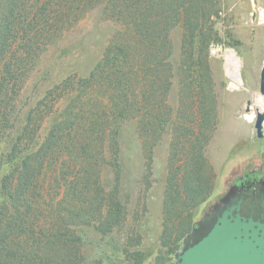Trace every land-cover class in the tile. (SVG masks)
<instances>
[{
  "label": "trees",
  "instance_id": "trees-1",
  "mask_svg": "<svg viewBox=\"0 0 264 264\" xmlns=\"http://www.w3.org/2000/svg\"><path fill=\"white\" fill-rule=\"evenodd\" d=\"M0 1V132L10 124L11 104L22 82L50 46L96 8H101L104 19L120 26L88 76L68 77L38 104L43 108L42 118L53 109L54 100L69 98L37 149L2 180L7 203L0 206V264H86L70 228L89 225L105 237L125 220L116 197L119 133L126 122H137L144 148L149 149L145 167V178H149L152 149L171 116L166 106L175 76L170 62L171 33L183 26L182 58L176 72L183 103L173 123L163 201L160 243L166 250L157 261L165 264L190 232L195 210L208 199L214 185L215 175L206 157L216 129L209 60L212 39L211 31L202 27L209 17L202 3L209 5L214 0ZM18 142L21 145L22 138ZM19 143L8 162L23 150ZM182 152H186L183 162ZM64 153L67 160L59 162ZM105 163L112 168L116 182L108 198L100 196ZM54 167L59 168L57 178L50 175ZM54 183L72 194L61 199L69 208L60 202L50 206ZM41 203L45 212L51 211L49 217L37 212ZM93 264H101V260Z\"/></svg>",
  "mask_w": 264,
  "mask_h": 264
},
{
  "label": "rangeland",
  "instance_id": "rangeland-1",
  "mask_svg": "<svg viewBox=\"0 0 264 264\" xmlns=\"http://www.w3.org/2000/svg\"><path fill=\"white\" fill-rule=\"evenodd\" d=\"M203 6L209 16L202 27L211 31L209 60L216 95V129L206 147V157L215 175L214 185L208 199L195 210L190 232L181 240L177 252L166 257L165 264H175L183 242L215 214L221 203L233 196L240 183L251 181L264 171V123L262 138H257L254 129L256 112L264 114V95L259 93V76L264 63V0H214L209 5L202 3ZM119 28L118 24L103 18L101 8H96L57 44L50 46L29 71L12 101L10 124L0 132V206L7 203L1 192L3 178L14 173L21 160L37 149L52 125L60 119L69 98L60 96L54 100L53 109L44 114L46 117L42 114V118L40 110L43 108H38V104L68 77L88 76ZM184 32L180 25L171 33L170 62L175 76L166 98L171 116L152 149L151 176L145 178L149 149L144 148L137 122L130 120L118 137L120 174L116 197L121 202L122 219L125 220L116 224L114 231L105 237L89 225L70 228L86 264H93L98 259L101 264H157L158 257L164 255L166 249L160 243L162 211L173 123L177 121L183 103L176 72L182 58ZM247 107L249 112L245 111ZM19 137L22 138L21 145ZM17 143L20 151L23 150L17 153L13 162H8L7 157ZM185 155L186 152L179 155L181 162ZM67 158L66 153L60 155L59 162ZM109 159L106 153L105 160ZM59 173V168L54 167L50 175L57 178ZM114 177L112 168L105 163L101 174L104 192L100 196L103 198H108V192L116 184ZM95 190H92L93 194ZM50 193L53 197L50 206L57 207L60 202L59 205L70 207L68 202H61L64 195H72L65 193L64 188H58L54 183ZM37 212L48 217L51 214L48 209L45 212L43 203L37 206Z\"/></svg>",
  "mask_w": 264,
  "mask_h": 264
},
{
  "label": "water",
  "instance_id": "water-1",
  "mask_svg": "<svg viewBox=\"0 0 264 264\" xmlns=\"http://www.w3.org/2000/svg\"><path fill=\"white\" fill-rule=\"evenodd\" d=\"M259 93L264 95V63ZM245 111L249 112V108ZM263 123L264 114L257 111V138L263 137ZM236 210L233 206L222 210L205 229L193 230L177 253L175 264H264V222L243 217L234 213Z\"/></svg>",
  "mask_w": 264,
  "mask_h": 264
},
{
  "label": "flooded vegetation",
  "instance_id": "flooded-vegetation-1",
  "mask_svg": "<svg viewBox=\"0 0 264 264\" xmlns=\"http://www.w3.org/2000/svg\"><path fill=\"white\" fill-rule=\"evenodd\" d=\"M232 206L238 208L234 213H239L243 217L264 222V171H261L260 174L251 181L240 183L233 196L226 202L221 203L215 214L200 228L205 229L206 224H210V221L215 219L220 211L226 210Z\"/></svg>",
  "mask_w": 264,
  "mask_h": 264
}]
</instances>
